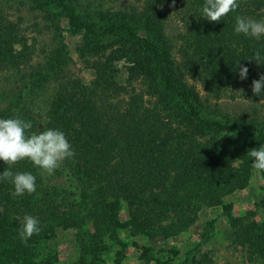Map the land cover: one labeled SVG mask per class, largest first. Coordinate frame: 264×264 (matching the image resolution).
<instances>
[{"label": "trees", "instance_id": "1", "mask_svg": "<svg viewBox=\"0 0 264 264\" xmlns=\"http://www.w3.org/2000/svg\"><path fill=\"white\" fill-rule=\"evenodd\" d=\"M69 1L91 10L113 33L127 34L77 50L95 71L88 85L71 67L48 3L0 0V118L30 121L31 131L59 129L75 153L51 175L29 160L11 166L35 175L36 191L16 196L11 182L0 181V253L15 257L56 228H71L80 263L89 257L95 264L97 248L111 234L108 212L120 199L153 238L177 233L201 208L247 183L245 170L231 169L226 178L206 162L220 157L214 162L225 170L229 150L264 145V89L261 96L251 90L264 74V36L234 32L237 15L264 20V0H238L239 7L215 23L200 16L204 0ZM128 23L148 24L153 37L139 39ZM257 50L259 64L247 59ZM120 57L131 62L125 72L113 65ZM238 62L249 69L245 80ZM233 132L251 141L238 148ZM8 167L0 160V173ZM26 214L41 227L27 244L19 238ZM230 237L264 259V220L233 218ZM195 263L215 264L206 253Z\"/></svg>", "mask_w": 264, "mask_h": 264}, {"label": "rangeland", "instance_id": "2", "mask_svg": "<svg viewBox=\"0 0 264 264\" xmlns=\"http://www.w3.org/2000/svg\"><path fill=\"white\" fill-rule=\"evenodd\" d=\"M41 1L48 3L56 15L66 51L74 60L71 67L77 78L88 85L94 78L95 71L84 65L77 50L82 47L106 45L107 42L112 43L113 39L126 37L127 34L125 31L113 33L104 20L81 4H73L69 0H65L64 4L55 0ZM71 17L76 18L75 23ZM113 21L116 22V18ZM128 27L139 39L153 37L154 30L148 24L128 23ZM18 47L15 44V48ZM130 64L125 57L113 59V65L124 72ZM229 104L233 102L229 101ZM232 134V141L236 142L238 148L247 142V138L251 141L245 133ZM249 146L251 145L246 148L242 146L240 153H237V149L227 152L225 157L228 169L223 170V164L214 162L220 157L207 160L206 164L215 165L214 168L221 170V174H225L226 178L230 176L231 169L239 172L245 170L247 183L242 188H235L222 195L219 204L201 208L191 223L177 228V233L167 232L164 236L156 235L150 238L149 232H143L144 230L137 227L133 221L129 201L120 199L116 207L108 212L106 222L109 223L111 234L107 232L101 241L105 247L97 248L99 261L95 264H196L204 253L208 254L215 264H264L263 257L248 252L244 245L232 243L230 237L231 219L249 218L257 223L264 220V203L261 204L264 202V173L258 175L252 168L253 158L242 155L245 151L259 147L252 146L248 149ZM76 234L75 229L56 228L54 235L46 236L36 246L17 253L15 257L0 253V264H81ZM88 262L89 257L85 264Z\"/></svg>", "mask_w": 264, "mask_h": 264}, {"label": "clouds", "instance_id": "3", "mask_svg": "<svg viewBox=\"0 0 264 264\" xmlns=\"http://www.w3.org/2000/svg\"><path fill=\"white\" fill-rule=\"evenodd\" d=\"M175 3V0H173ZM239 7L238 0H204L200 16L210 22H219L229 12ZM234 32L253 37L259 40L264 36V20H256L250 17L237 15L235 18ZM258 64L262 63L259 50L249 58ZM239 79L248 77L247 66L237 63ZM264 89V74L259 79H253L251 83L252 93L262 95ZM32 123L19 117L0 118V160L8 168L0 173V181H9L13 185L14 195L23 196L36 191V176L31 172H13L11 166L21 160H29L32 164L51 175L62 163L72 158L75 153L65 133L56 128H47L42 131H31ZM248 155L253 158L252 168L257 174L264 173V145L252 148ZM41 231L40 221L31 215H24L22 227L19 230V238L27 244L28 240Z\"/></svg>", "mask_w": 264, "mask_h": 264}]
</instances>
